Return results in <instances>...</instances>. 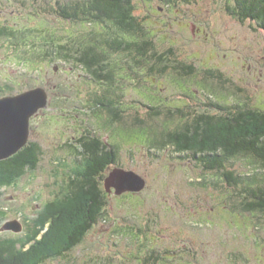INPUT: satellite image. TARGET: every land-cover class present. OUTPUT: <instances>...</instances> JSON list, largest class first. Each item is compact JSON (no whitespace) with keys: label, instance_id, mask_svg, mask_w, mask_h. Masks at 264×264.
<instances>
[{"label":"rangeland","instance_id":"rangeland-1","mask_svg":"<svg viewBox=\"0 0 264 264\" xmlns=\"http://www.w3.org/2000/svg\"><path fill=\"white\" fill-rule=\"evenodd\" d=\"M11 1L6 7L2 0L0 11L5 15L7 9V18L35 29L38 43L47 42L43 46L47 59L22 63L11 52V44L2 42L0 80L9 79L4 82L13 84L11 92L45 87L49 100L30 118L29 142L40 144L39 163L0 181V248L8 251L7 257L13 258L10 248L18 251L23 241L31 244L27 250L43 241L56 218L50 212L61 208L57 202L72 192L71 180L87 170L80 154L82 140L100 137L117 148L119 160L99 178L106 197L100 221L66 256L78 263L91 258L90 264H264V212L244 209L245 183L230 184L219 170L206 169L172 147L150 146L155 133L179 129L201 112H216L211 101L264 109V30L230 14L229 0H131L142 29L129 38L151 40L152 46L146 66L130 59L143 76L126 81L127 102L117 103L121 115L116 116L92 101L96 76L76 58L96 42L106 53L102 64L118 65L120 54L110 42L115 27L68 23L48 12L62 0ZM52 39L57 41L49 43ZM63 43L67 54H75L74 60L55 54ZM189 66L194 73L189 74ZM116 166L141 174L145 189L108 192L105 179ZM227 167L237 174L256 175L264 185V166L254 156L239 155ZM48 203L57 204L50 210ZM65 215L52 233L61 244L70 219ZM12 220L21 222L20 231L2 229ZM51 243L48 237L45 244ZM53 252L45 257L55 258ZM30 259L36 258L29 254L15 258L20 264H29ZM45 262L43 258L35 264Z\"/></svg>","mask_w":264,"mask_h":264},{"label":"trees","instance_id":"trees-1","mask_svg":"<svg viewBox=\"0 0 264 264\" xmlns=\"http://www.w3.org/2000/svg\"><path fill=\"white\" fill-rule=\"evenodd\" d=\"M227 9L241 22L252 20L260 29L264 30V0H229ZM64 14L71 22L77 24L97 23L101 26L112 25L115 27L112 35L114 39L111 42L113 49L125 46L122 34L127 35L128 39L129 37L135 38L140 35L139 31L142 29V23L134 13V5L131 0H84L81 6L76 3L66 5ZM127 41L133 47L135 44H139L134 40ZM52 44L54 43L52 42ZM33 46L36 53L31 55L35 61L47 59L44 57L41 44L37 43ZM151 46L152 41L147 39L148 50L151 49ZM48 47L51 48L49 44ZM147 48L145 44H139L140 51H145ZM27 52L26 50L25 53L30 57ZM56 52H59V57L64 58L65 61L74 60L76 57L72 52L65 54L64 47L61 45L58 46L57 51L55 50V54ZM102 53L98 43L92 42L82 51L83 55L76 58L82 66L93 71L95 61H99L103 57ZM84 56L85 58H82ZM28 57L21 56L20 58L24 61ZM188 69L189 74L195 72L193 66H189ZM219 75V77L222 76V74ZM106 80L111 82L109 78ZM211 102H214L211 105L216 107V112H201L179 129L165 130L162 134L160 132L152 134L150 146L157 149L172 147L179 155L198 161L206 169L219 170L230 184L245 183L244 190L242 189L245 199L244 209L264 212V185L259 183V178L256 175L237 174L227 167L233 158L239 155L254 156L264 166V109ZM104 105L108 111H111V103ZM110 145L100 137L88 141L82 140L83 151L80 154H83L85 163L82 165L87 166V170L79 173L78 180H71L72 192L65 199L57 202L58 207L61 208L53 209L50 212V216H56V218H54L50 231L45 234L43 241L40 240L37 245H32L28 251L22 252L21 256L29 254L38 262L43 259L40 258L42 255L45 257L52 251H54L53 253L57 252L56 256L66 254L84 240L106 205L105 191L99 178L105 169L112 164H117L119 160L118 151ZM40 156V144L33 141L28 142L16 154L0 160V181L12 179L29 168L34 169L40 161ZM55 204L48 203L47 208L51 210ZM76 209H80V212H76ZM65 213L67 214L65 217L70 219L66 231L67 239L61 244V239L55 241L52 238V233ZM48 237L52 242L49 246L45 244ZM10 249L13 251L12 255L18 254L15 247ZM3 253H5L3 248H0V254ZM13 258H20V256H13ZM35 262L29 264H35Z\"/></svg>","mask_w":264,"mask_h":264},{"label":"flooded vegetation","instance_id":"flooded-vegetation-1","mask_svg":"<svg viewBox=\"0 0 264 264\" xmlns=\"http://www.w3.org/2000/svg\"><path fill=\"white\" fill-rule=\"evenodd\" d=\"M7 5H5L6 7L12 3L13 1L11 0H4ZM18 2V0H17ZM46 2H48V0H46ZM84 0H72L71 2H68V0H62V2H58V7L54 8L53 6H51L48 9L49 13H55L59 16H61L62 19H64L66 22H71L70 19L67 18L66 14H64V8L65 6H69L70 3H76L77 5L81 6L83 4ZM0 6L3 7V2L2 0H0ZM22 6L27 7V5L25 3H23ZM5 7V9H6ZM8 13L7 9H6V14ZM12 15L14 14V12H11ZM6 14L3 15V13L0 11V43L2 42H6L10 43L11 46H9V48L11 49V52L13 53L14 57L18 60L20 59V61L22 63H26L28 62L29 64H36L35 59L33 58V56L31 54H35L36 53V49L33 46V44H37L38 42H40L39 36H37L35 33V29L32 28L30 25H26L24 23H20V21L16 20V19H11V18H7ZM27 23H30L32 21L31 16H27L26 19ZM74 23V22H73ZM56 34V32H54ZM125 39V46L124 47H120L119 49H114L115 52H119L120 57H121V62H119L118 65L114 64V67H111L106 64L105 65L102 64V62L106 61V53H102V58L99 61H95V65L93 67V73L94 76H96L94 83L95 86L97 84V90H95L94 93V98H93V102H97L98 105H102L105 106V103H111V111L116 114L117 116H120L121 114L119 113V106L117 105L118 102H127L126 98V94H124V87L126 86V81H128L129 79H131L134 75L138 76L141 78L143 76L142 73H138V71L134 70L133 68V64L131 62L130 59H138L137 60V64H140L141 67L146 66L147 65V55H148V48H147V39H143L142 41L138 40V43L140 44H145L147 50H141L139 49V44H135V46L133 47L132 44H130L129 41L127 40H132L131 38L128 39V37L125 35L123 36ZM60 39V36H59ZM113 36L111 37V41L113 40ZM55 39H52L49 43H54ZM135 41V40H134ZM137 42V41H136ZM47 42H43V43H39L42 46H44ZM62 47H64V51L65 54H67L68 48L66 45L61 44ZM8 47V46H7ZM29 52V56L25 53V51ZM133 50H136L137 52L134 53ZM27 52V53H28ZM64 54V53H63ZM5 56V53L0 56L1 58H3ZM21 56H26L28 57L25 58V60L23 61L20 57ZM123 57H126L127 60H124ZM160 59H162L163 56H158ZM1 66V65H0ZM55 69H57V67H55ZM148 69V68H147ZM1 76L4 77V74L1 73ZM107 75H109L108 77H106ZM111 79V82H108L106 79ZM1 79V78H0ZM4 81H9L8 78H5V80H0V85H2V87H0V98L2 97H6V96H14L17 94H20L24 91L30 90H24V91H16V92H11L10 88L11 86H13V84L10 86L8 84L10 83H5ZM9 87V90L3 87ZM14 87V86H13ZM37 87V86H36ZM101 87V89H100ZM141 87L143 88V85L141 84ZM146 88V85H145ZM4 91H8L7 93H5ZM14 91V90H12ZM147 95V93H146ZM117 149V148H115ZM99 178V177H98ZM105 209V208H104ZM103 209V210H104ZM101 215H103V212L100 213L99 218L101 217ZM98 218V221H100ZM97 221V222H98ZM96 222V223H97ZM94 223V224H96ZM3 225V224H2ZM93 228V227H92ZM91 228V229H92ZM1 244V242H0ZM2 245V244H1ZM31 245V244H28ZM27 243H25V241H23L19 248H18V254L14 255V256H20V258H23V256H21L22 252L28 251L27 247H28ZM8 252V251H5ZM55 258H46L43 255L40 258H45V260L47 261L46 264H85L84 262L87 261L86 264H90L93 261L91 260V258H86V261H84L83 263H78L77 262V258H69V256H66V254H62V255H58V256H54ZM33 258V257H32ZM10 260L13 261L11 262L12 264H20V262H18V260L16 261L15 258H9V256L7 257L6 253H3L2 255L0 254V264H10ZM35 260V259H34ZM32 262H35V261ZM39 260V259H37ZM16 261V262H15ZM43 263V264H45ZM22 264V263H21ZM42 264V263H41Z\"/></svg>","mask_w":264,"mask_h":264},{"label":"water","instance_id":"water-1","mask_svg":"<svg viewBox=\"0 0 264 264\" xmlns=\"http://www.w3.org/2000/svg\"><path fill=\"white\" fill-rule=\"evenodd\" d=\"M49 94L38 86L14 96L0 98V160L7 159L21 150L30 137V118L48 105ZM108 192L116 194L140 192L147 185L146 179L133 169L116 166L105 179ZM3 230L20 231L18 220L7 222Z\"/></svg>","mask_w":264,"mask_h":264}]
</instances>
